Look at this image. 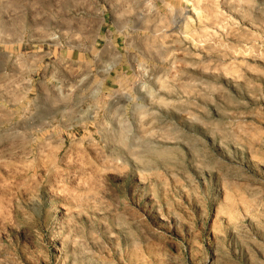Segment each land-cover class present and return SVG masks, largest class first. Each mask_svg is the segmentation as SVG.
I'll use <instances>...</instances> for the list:
<instances>
[{
    "label": "rangeland",
    "instance_id": "1",
    "mask_svg": "<svg viewBox=\"0 0 264 264\" xmlns=\"http://www.w3.org/2000/svg\"><path fill=\"white\" fill-rule=\"evenodd\" d=\"M0 264H264V0H0Z\"/></svg>",
    "mask_w": 264,
    "mask_h": 264
}]
</instances>
